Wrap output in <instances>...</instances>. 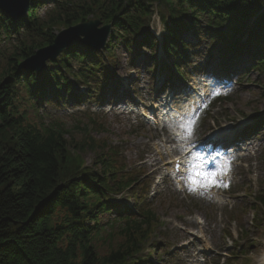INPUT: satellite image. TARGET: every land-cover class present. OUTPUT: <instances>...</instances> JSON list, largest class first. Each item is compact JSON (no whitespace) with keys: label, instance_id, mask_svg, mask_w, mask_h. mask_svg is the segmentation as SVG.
<instances>
[{"label":"trees","instance_id":"1","mask_svg":"<svg viewBox=\"0 0 264 264\" xmlns=\"http://www.w3.org/2000/svg\"><path fill=\"white\" fill-rule=\"evenodd\" d=\"M40 1L54 6L43 18L33 6L17 21L0 12V264H152L145 248L150 242L157 248L151 240L163 233L155 208L138 203L146 189L140 169L129 170L115 147L91 135L104 131L100 123L67 127L29 115L42 102L64 98L62 88L74 97L71 79L87 87L97 84L101 54L75 46L41 75L23 72L21 65L53 43L55 28L91 16L112 26L109 60L114 61L115 41L129 51H154L157 41L149 27L156 11L175 69L191 46L184 37L192 32L196 38L207 34L213 52L245 58L252 65L247 72L264 77V0ZM72 60L92 62L75 72ZM86 154L92 155L91 165ZM127 189L135 198L134 211L113 201ZM260 202L264 205V195ZM107 215L112 217L104 221Z\"/></svg>","mask_w":264,"mask_h":264},{"label":"rangeland","instance_id":"2","mask_svg":"<svg viewBox=\"0 0 264 264\" xmlns=\"http://www.w3.org/2000/svg\"><path fill=\"white\" fill-rule=\"evenodd\" d=\"M49 8L52 5H41L36 9V14L42 17ZM62 30L59 27L53 33L56 35ZM151 30L160 38L164 36L163 25L155 17ZM186 40L192 44L195 42L192 33L186 35ZM209 47L208 37L204 35L195 49H191L189 64L181 69L183 78L166 83L161 70L165 65L169 66V63L162 53H153L147 49L128 52L118 45L113 51L116 63L107 60L104 55V68L111 71L108 76L110 79L107 82L101 81L94 99L81 102L84 104L71 101L43 104L37 109L40 116L35 117L33 109L29 110V115L38 122L60 120L67 127L79 118L84 122L90 119L100 123L104 131L91 135L119 149V159L124 160L127 166L133 168L139 165L145 169L151 181V191L158 193L152 203L159 204L155 210L161 217L162 231L165 233V239H154L159 250L151 252L150 259L158 260L159 264H200L201 255L206 262L208 257L218 261L231 256L235 258V264H260L264 257V206L258 200L264 194V100L261 98L264 77L252 72L247 76L241 75L237 85L224 87L222 92L227 95L226 101L210 108L211 101L199 114L190 131L193 140L204 141L203 147L215 151L216 143L210 142L214 131L227 126L234 128L231 142H238L232 146H236L235 150L242 148L244 151L238 153L248 160L232 166L231 185L225 187L218 182L211 187L217 188L218 195L223 194L224 203L198 192L183 194L175 191L172 183L165 180L169 171V157H164L166 147L160 148L159 142L162 137L167 140L170 136L165 137L166 131L146 125L144 116H139H148L158 104L182 98L176 96L175 92H189L190 85L201 84L199 76L206 74L218 77L219 74H227L235 63L223 65L224 70L217 72L222 58L210 52ZM245 61L240 60L237 65ZM222 63L225 64V60ZM72 65L75 69L81 66L75 61ZM245 65L250 64H244L243 70ZM74 93L82 96L86 90L75 85ZM214 99L220 101L221 98L217 96ZM102 102H106L104 107ZM107 104L119 105L120 108L124 106L125 109L113 111L110 108L112 106L105 108ZM247 120L254 121L253 128H242L241 123ZM84 159L91 165V154H86ZM218 178L215 177L217 181ZM114 201L130 204L131 198L129 194H124ZM110 217L106 216L104 221ZM195 217L204 219L200 229L194 224ZM234 220L238 223H233ZM195 230L201 239L196 240L190 235ZM228 233H231L230 239L227 238ZM174 249L177 251L172 252Z\"/></svg>","mask_w":264,"mask_h":264},{"label":"water","instance_id":"3","mask_svg":"<svg viewBox=\"0 0 264 264\" xmlns=\"http://www.w3.org/2000/svg\"><path fill=\"white\" fill-rule=\"evenodd\" d=\"M31 0H0V10L14 18L25 17L30 7ZM98 21L81 24L61 32L55 39L54 44L40 50L24 65L26 69L41 72L45 68L46 61L56 57L66 48L73 45L74 41L81 39V44L103 49L106 46L110 34V27L106 26L98 30Z\"/></svg>","mask_w":264,"mask_h":264},{"label":"bare ground","instance_id":"4","mask_svg":"<svg viewBox=\"0 0 264 264\" xmlns=\"http://www.w3.org/2000/svg\"><path fill=\"white\" fill-rule=\"evenodd\" d=\"M206 87V86H205ZM202 88L201 93H198V95H193L191 97L187 96L185 99H183V101L187 104L186 106H176L175 110H170L168 109V111L166 112V117L168 119H170L171 117H175L176 121L175 124L178 126H185V123L191 119L192 115H194L196 113L198 104L200 102V98L206 96L208 93H212L214 91L213 87H208V88ZM192 90L195 92L197 90V87L192 88ZM180 104H184L182 102H180ZM162 117L158 118V121H162ZM178 132L174 133L175 136H177ZM224 136H215L212 138V140L214 142L217 143H221V141L224 139ZM188 140H185L184 143L180 142V145L177 147L176 146V150L177 149H182L183 146L189 145ZM202 144V142L197 145L196 148H194L196 151H199L200 149V145ZM190 147H188L185 151H189ZM213 161L217 162L218 165V160H219V155H215L212 157ZM181 161L184 162V164H188V163H197L198 165V169L200 171L207 169L209 166H211L209 169L210 170H215L218 167H214L211 165V162H205V163H200L199 159L196 157L195 154H193L192 156H188L186 157L185 155L181 157ZM174 163V161L172 162ZM223 179H225V177H223ZM213 195H215L214 192H212ZM260 264H264V257L261 260Z\"/></svg>","mask_w":264,"mask_h":264},{"label":"snow or ice","instance_id":"5","mask_svg":"<svg viewBox=\"0 0 264 264\" xmlns=\"http://www.w3.org/2000/svg\"><path fill=\"white\" fill-rule=\"evenodd\" d=\"M191 179V178H190ZM218 183V181L213 177V176H210V177H207L205 179L204 182H202V184L200 185L203 189L207 190V189H210L211 187L213 186H216V184ZM193 190H196L195 188Z\"/></svg>","mask_w":264,"mask_h":264}]
</instances>
